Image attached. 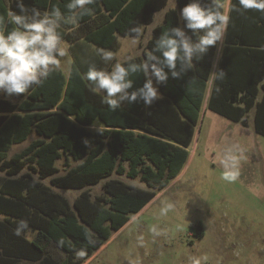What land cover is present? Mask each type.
<instances>
[{
    "label": "trees",
    "instance_id": "16d2710c",
    "mask_svg": "<svg viewBox=\"0 0 264 264\" xmlns=\"http://www.w3.org/2000/svg\"><path fill=\"white\" fill-rule=\"evenodd\" d=\"M169 0H95L89 15L77 26L58 29L73 57L67 75L52 72L25 95L3 92L0 97V264H83L174 180L184 169L200 124L207 91L206 109L248 126L254 109V126L264 136V13L239 9V0H217L229 17L224 39L180 79L169 72L166 84H153L161 99L146 107L142 101L113 111L102 103L106 93H94L86 73L90 65L111 71L118 61V36H130L132 27L144 28ZM163 22L154 27L142 55L121 61L142 63L153 52L158 38L173 27H181L195 42L196 35L185 27L181 10L192 0H176ZM70 0H23L25 7L51 11L59 7L67 15ZM202 6L212 0H197ZM228 6V8H227ZM9 11L20 14L17 0H0V21L7 23ZM30 14V13H29ZM3 27V25H0ZM202 34V33H200ZM114 54L105 63L98 50ZM219 53V57L217 58ZM158 55V53H157ZM223 70V79L211 72ZM168 71V69H165ZM133 88L146 82L143 73L130 74ZM103 125V133L94 125ZM38 138L8 158L13 144ZM85 141H88L85 144ZM63 154L79 164L56 175V162ZM51 177V184L64 189H83L71 202L63 194L37 179ZM113 174L140 178L148 188L127 184ZM104 194L92 197L89 186L102 180ZM21 222L27 227L15 231ZM30 233V235H27ZM203 235V232H200ZM69 256L84 252L85 260L61 261L54 249Z\"/></svg>",
    "mask_w": 264,
    "mask_h": 264
},
{
    "label": "rangeland",
    "instance_id": "374dc122",
    "mask_svg": "<svg viewBox=\"0 0 264 264\" xmlns=\"http://www.w3.org/2000/svg\"><path fill=\"white\" fill-rule=\"evenodd\" d=\"M170 8H177L176 0H169L167 7L155 14L137 45L131 44V36H119L115 54L118 61L141 53L153 27L163 22ZM72 63L68 52L61 59L60 69L68 74ZM3 92L0 90V97ZM254 113V109L248 113V126H243L205 108L181 175L139 213L132 214L127 224L90 258L85 260L84 252L69 256L55 248L57 258L85 260L83 264H264V136L255 130ZM36 138L33 132L26 141L13 144L8 158ZM222 160H226L227 171L235 180L222 178ZM79 162L63 154L56 162V175L67 173ZM5 176L0 170V180ZM34 176L71 202L83 190L56 187L51 177ZM111 177L148 188L140 178L117 174ZM105 180L86 187L93 198L104 194Z\"/></svg>",
    "mask_w": 264,
    "mask_h": 264
},
{
    "label": "clouds",
    "instance_id": "9594fccd",
    "mask_svg": "<svg viewBox=\"0 0 264 264\" xmlns=\"http://www.w3.org/2000/svg\"><path fill=\"white\" fill-rule=\"evenodd\" d=\"M94 3L95 0H70L66 5L68 14L64 15L59 7L41 13L36 7L29 9L23 0H17L20 14L7 13V23L15 27L8 31L6 24L0 21V25H3L0 27V90L10 96L25 95L34 85H41L52 72L60 69L61 59L68 56V45L58 29L61 24L77 26L80 18L90 14L88 6ZM239 6L237 11L243 9L264 13V0H239ZM222 8L223 5L217 0H212V4L207 6L192 0L182 8L180 15L186 22L185 27L197 34L195 42L183 28L173 27L158 38L153 52L142 63H130L128 61L132 58L129 57L127 67L117 61L110 72L92 64L86 73L90 90L106 93L102 103L113 111L121 108L124 102L133 104L142 101L146 107H150L154 101L161 99L153 78L157 84H166L170 72L173 79H180L191 70L194 60L201 59L209 48L223 41L229 17L222 14ZM142 34L140 27H132L129 33L131 44L137 45ZM98 55L105 63L116 59L112 52L104 49L98 50ZM136 73H143L146 82L139 89L129 91L133 88L129 76ZM224 75L223 70L211 72L214 79H223ZM97 131L103 133L102 124ZM221 164L225 168L222 178L235 180L236 177L227 171L226 160H222ZM26 227L27 224L21 222L15 234L20 235Z\"/></svg>",
    "mask_w": 264,
    "mask_h": 264
},
{
    "label": "crops",
    "instance_id": "0c3cea01",
    "mask_svg": "<svg viewBox=\"0 0 264 264\" xmlns=\"http://www.w3.org/2000/svg\"><path fill=\"white\" fill-rule=\"evenodd\" d=\"M162 10H164V9H162ZM162 10H160V11H162ZM157 12H159V11H157ZM157 12H156V13H157ZM165 12H166V11H165ZM156 13H155V14H156ZM164 15H165V14H164ZM154 18H155V15H154ZM163 19H164V18H163ZM152 23H153V22H152ZM152 23H151V24H152ZM158 25H159V24H158ZM148 26H149V25L145 26V28H144V33L146 32V29H147ZM153 29H154V27H153ZM153 29H152V31H153ZM144 33H143V34H144ZM143 34H142V36H143ZM151 35H152V34H151ZM118 41H119V36H118ZM141 47H142V45H141ZM145 47H146V46L142 47V50H141V53H140V54H137V55H134V56H131V55H130V57H135V56H140V55H142L143 52H144V50H145ZM68 52H70V51H69V44H68ZM218 57H219V53H218L217 58H218ZM128 58H129V57H128ZM128 58H125V59H123L122 61H124V60H126V59H128ZM117 60H118V58H117ZM120 62H121V61H120ZM71 66H72V65H71ZM70 70H71V69H70ZM62 71H63V70H62ZM69 72H70V71H69ZM69 72H68V74H69ZM65 73H66V72H65ZM66 74H67V73H66ZM68 74H67V75H68ZM209 93H210V88H209L208 91H207L206 100H205V103H204V106H203V110H204V109L206 108V106H207V98H208V96H209ZM97 128H98V127H97ZM184 168H185V167H184ZM182 172H183V170H182ZM182 172H181V173H182ZM181 173H180L178 176H180ZM178 176H177V177H178ZM177 177H176V178H177ZM176 178H175V179H176Z\"/></svg>",
    "mask_w": 264,
    "mask_h": 264
}]
</instances>
